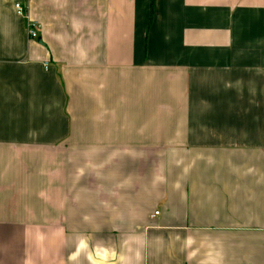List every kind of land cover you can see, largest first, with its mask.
<instances>
[{
	"label": "crops",
	"instance_id": "0c3cea01",
	"mask_svg": "<svg viewBox=\"0 0 264 264\" xmlns=\"http://www.w3.org/2000/svg\"><path fill=\"white\" fill-rule=\"evenodd\" d=\"M0 264H264V0H0Z\"/></svg>",
	"mask_w": 264,
	"mask_h": 264
},
{
	"label": "built area",
	"instance_id": "2783aa9c",
	"mask_svg": "<svg viewBox=\"0 0 264 264\" xmlns=\"http://www.w3.org/2000/svg\"><path fill=\"white\" fill-rule=\"evenodd\" d=\"M15 8H16V11L19 14L23 15V14L26 13V9H25V7L23 6L22 3H16L15 4ZM39 29H40V24L37 21H34V20H29L28 21V24H27V35L30 38H37L38 35H39L38 34ZM45 67H46V69L48 68V62L45 63Z\"/></svg>",
	"mask_w": 264,
	"mask_h": 264
}]
</instances>
